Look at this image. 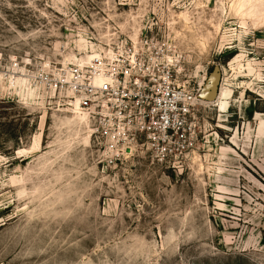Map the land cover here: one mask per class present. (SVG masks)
<instances>
[{
  "label": "rangeland",
  "instance_id": "obj_1",
  "mask_svg": "<svg viewBox=\"0 0 264 264\" xmlns=\"http://www.w3.org/2000/svg\"><path fill=\"white\" fill-rule=\"evenodd\" d=\"M241 1L0 0V264H264V0ZM141 23L180 84L219 78L175 169L140 146L109 164L99 118L67 122L76 109L39 83L89 60L91 36Z\"/></svg>",
  "mask_w": 264,
  "mask_h": 264
},
{
  "label": "built area",
  "instance_id": "obj_2",
  "mask_svg": "<svg viewBox=\"0 0 264 264\" xmlns=\"http://www.w3.org/2000/svg\"><path fill=\"white\" fill-rule=\"evenodd\" d=\"M89 43L90 60L44 67L42 89L53 102L61 96L73 110L79 101L87 115L99 118L95 134L105 140L109 164L140 146L177 168L195 147L190 118L199 93L176 80L179 71L167 43L144 23L126 31L111 26Z\"/></svg>",
  "mask_w": 264,
  "mask_h": 264
},
{
  "label": "bare ground",
  "instance_id": "obj_3",
  "mask_svg": "<svg viewBox=\"0 0 264 264\" xmlns=\"http://www.w3.org/2000/svg\"><path fill=\"white\" fill-rule=\"evenodd\" d=\"M240 1V0H239ZM240 8L243 9V7L255 6V3L253 0H242L239 3ZM241 10V9H239ZM86 42V41H85ZM93 56V55H92ZM92 56L89 57V60L92 58ZM71 57V56H70ZM73 58L75 59L74 63L80 62L83 63L86 59H77L76 56L73 55ZM19 79V78H18ZM21 84V83H20ZM23 84V83H22ZM36 88L34 86L30 87V98L33 99V97L36 95ZM233 97V89L231 88V84H222L221 90L219 92L218 99L216 101H213L212 103H215L216 105H220L222 110L226 108V101L231 99ZM76 112L77 114L74 115L72 119H69L67 122H76L78 124H81L85 121H87V113L83 112L79 105V101L76 102ZM85 142L89 141V136L87 135L84 138ZM25 152V150H20L19 153Z\"/></svg>",
  "mask_w": 264,
  "mask_h": 264
},
{
  "label": "water",
  "instance_id": "obj_4",
  "mask_svg": "<svg viewBox=\"0 0 264 264\" xmlns=\"http://www.w3.org/2000/svg\"><path fill=\"white\" fill-rule=\"evenodd\" d=\"M218 80L211 85V87L204 89L201 93H199V97L204 98V99H214L215 95H217L218 91Z\"/></svg>",
  "mask_w": 264,
  "mask_h": 264
}]
</instances>
